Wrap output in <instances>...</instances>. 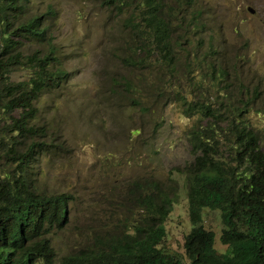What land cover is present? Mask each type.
<instances>
[{"label":"rangeland","instance_id":"obj_1","mask_svg":"<svg viewBox=\"0 0 264 264\" xmlns=\"http://www.w3.org/2000/svg\"><path fill=\"white\" fill-rule=\"evenodd\" d=\"M18 3L21 12L13 23L38 16L46 31L43 40H19L14 53L22 62L9 73L13 88L8 91L0 83V133L5 142H10L7 124L18 112H6L2 104L27 86L31 70L26 56L35 51L48 55L49 68L64 72L65 78L32 102L35 116L28 125L40 130L19 137L17 145L22 152L36 142L31 159L17 167L16 159L0 155V176L22 174L38 193L73 197L67 223L45 235L54 264L87 248L93 231L107 230L122 215V195L130 181L166 182L168 176L178 181V194L158 247L188 264L183 249L191 227L186 188L175 168L195 154L190 130L211 126L208 144L224 163L232 164L236 156L232 132L239 125L256 134L264 152V0H194L199 31L178 23L170 33V39L177 36L182 43L172 51L179 59L175 70L172 58L140 44L131 32V17L142 27L139 16L131 13L133 6L121 11L102 0ZM170 6L169 0H162L164 13ZM188 12L179 16L187 18ZM185 54L190 60L201 59L200 64L190 66ZM194 101H204L217 117L185 111ZM201 224L213 232L216 252L223 253L219 210L203 208Z\"/></svg>","mask_w":264,"mask_h":264},{"label":"trees","instance_id":"obj_2","mask_svg":"<svg viewBox=\"0 0 264 264\" xmlns=\"http://www.w3.org/2000/svg\"><path fill=\"white\" fill-rule=\"evenodd\" d=\"M19 1L0 0L3 21L0 83L10 88L8 91L13 88L9 84L10 70L22 62L14 47L23 39L43 40L46 31L38 16L13 23L12 19L21 12ZM102 1L121 11L133 6L135 11L131 13L139 16L142 27L131 17L128 20L131 32L140 44L146 43L147 48L152 47L159 55L172 58L174 70L179 59L172 51L182 44L177 36L170 39V33L176 29L174 25L181 23L186 30L194 31H199L201 26L194 22V0H169L167 14L162 10V0ZM188 10L187 18L185 14L179 16ZM169 17L179 22L171 24ZM195 56L194 53L192 58ZM185 57L190 66L201 62V59L190 60L187 54ZM50 60L48 55L39 56L36 51L27 55L25 62L31 70L27 86L2 104L6 112L17 111L18 115L7 124L9 143L0 133V155L16 159L17 167L27 165L37 145L31 142L22 152L17 148L19 137L34 136L40 130L28 125L35 116L32 102L65 78L64 72L49 68ZM198 70L207 74L206 69ZM184 110L217 117L204 101L191 102ZM211 130V126H195L190 130L195 154L187 164L175 168L186 188L191 227L184 235L183 249L188 264H264V152L256 134L239 125L232 132L236 156L232 164L224 163L208 144ZM126 188L122 195L124 204L120 207L122 215L107 230L93 231L89 246L64 256L60 264H182L158 247L165 235L164 221L178 194V181L170 176L166 182L152 178L133 180ZM72 198L64 192L38 193L28 186L22 174L13 179L0 176V264H54V252L45 235L67 223L68 203ZM203 208L219 210L222 223L219 240L226 245L223 253L216 252L213 232L201 224Z\"/></svg>","mask_w":264,"mask_h":264},{"label":"water","instance_id":"obj_3","mask_svg":"<svg viewBox=\"0 0 264 264\" xmlns=\"http://www.w3.org/2000/svg\"><path fill=\"white\" fill-rule=\"evenodd\" d=\"M247 10H249V12H252L253 11L250 7H247Z\"/></svg>","mask_w":264,"mask_h":264}]
</instances>
